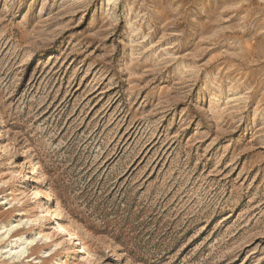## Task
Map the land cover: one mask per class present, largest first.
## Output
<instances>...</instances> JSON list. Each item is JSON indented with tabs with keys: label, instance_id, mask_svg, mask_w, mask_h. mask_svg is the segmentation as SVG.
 Here are the masks:
<instances>
[{
	"label": "rangeland",
	"instance_id": "obj_1",
	"mask_svg": "<svg viewBox=\"0 0 264 264\" xmlns=\"http://www.w3.org/2000/svg\"><path fill=\"white\" fill-rule=\"evenodd\" d=\"M19 221L49 242L0 264H264V0H0Z\"/></svg>",
	"mask_w": 264,
	"mask_h": 264
},
{
	"label": "bare ground",
	"instance_id": "obj_2",
	"mask_svg": "<svg viewBox=\"0 0 264 264\" xmlns=\"http://www.w3.org/2000/svg\"><path fill=\"white\" fill-rule=\"evenodd\" d=\"M24 167H25L24 164H22L21 169H24ZM25 179H27V176H25ZM22 183H24V180L22 181ZM30 193L33 194V201L31 203L32 204H36V202H37V204L39 205V203H40L39 194L34 189L31 190ZM39 208H40V214H43V216H41V217H43V218L44 217L51 218L49 210L46 209L45 206H40ZM35 217L38 219V216H35ZM31 222L32 221H30L29 224ZM21 226H22L21 221L17 222L15 225H11L10 227H6V226L2 225L0 227V237L4 238V239L10 237L11 233L13 231L17 230ZM52 229L59 236H64L65 239H66L65 242H68L70 244L71 241H73L75 244H71V245H73V247H76L78 245L80 247L79 253L80 254H84L83 248H81V244L78 242V240L76 241L74 235L68 231L67 227L64 224H61L59 222L54 223L53 226H52ZM38 240L43 241L44 243H48L49 242V238L48 237H43L39 233H38L37 237H31V238L19 237V238H16V239H12L9 242L8 246H6L4 249L0 250V256L4 257L6 259H12V260L13 259L17 260V259L25 258V257H27L29 248H32L34 245H36ZM57 245H59V244H57ZM54 247H56V245ZM51 253H52L51 250L46 251V252L43 253V257L47 258V257H49L51 255Z\"/></svg>",
	"mask_w": 264,
	"mask_h": 264
}]
</instances>
